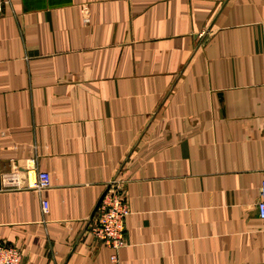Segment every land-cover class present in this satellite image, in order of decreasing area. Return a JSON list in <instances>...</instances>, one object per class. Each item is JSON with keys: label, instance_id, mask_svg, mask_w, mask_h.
Segmentation results:
<instances>
[{"label": "crops", "instance_id": "0c3cea01", "mask_svg": "<svg viewBox=\"0 0 264 264\" xmlns=\"http://www.w3.org/2000/svg\"><path fill=\"white\" fill-rule=\"evenodd\" d=\"M34 168L49 188L0 190L23 264H112L117 175L120 264H264V0H5L0 173Z\"/></svg>", "mask_w": 264, "mask_h": 264}, {"label": "built area", "instance_id": "2783aa9c", "mask_svg": "<svg viewBox=\"0 0 264 264\" xmlns=\"http://www.w3.org/2000/svg\"><path fill=\"white\" fill-rule=\"evenodd\" d=\"M5 0H0V8ZM50 187L47 172L29 169L25 181L20 170L14 169L0 173V190L33 189L42 192ZM261 199L257 205V214L264 226V177L260 187ZM44 214L48 213L49 203L42 201ZM131 213L129 196L125 187V179L117 175L108 185V191L91 219L90 233L97 240L110 247L112 264H120V250L127 244L125 236V220ZM0 264H23V256L19 248L0 240Z\"/></svg>", "mask_w": 264, "mask_h": 264}, {"label": "water", "instance_id": "95a60500", "mask_svg": "<svg viewBox=\"0 0 264 264\" xmlns=\"http://www.w3.org/2000/svg\"><path fill=\"white\" fill-rule=\"evenodd\" d=\"M107 191H108V187H107L106 191L102 194L101 198L99 199V201H98V203H97V205H96V207H95V209H94V211H93V213H92L90 219H92V218L94 217V215H95V213H96V211H97L99 205L101 204L102 200L104 199V197H105Z\"/></svg>", "mask_w": 264, "mask_h": 264}]
</instances>
